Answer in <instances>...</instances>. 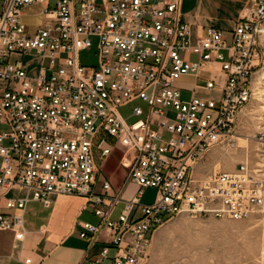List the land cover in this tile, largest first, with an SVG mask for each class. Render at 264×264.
<instances>
[{
	"label": "built area",
	"instance_id": "1",
	"mask_svg": "<svg viewBox=\"0 0 264 264\" xmlns=\"http://www.w3.org/2000/svg\"><path fill=\"white\" fill-rule=\"evenodd\" d=\"M181 4L0 0V230L22 240L30 200L50 205L55 194L78 195L99 218L80 220L79 236L88 246L103 243L87 264L110 255L113 264H144L154 232L181 212L239 220L264 205V133L260 167L247 156L233 170L205 165L212 149L236 145L239 116L255 96L264 0H248L230 32L208 26L195 40ZM33 5L41 6L35 26L23 20ZM94 45L96 62L83 63L81 53ZM25 55L39 57L37 74ZM205 62L218 67L204 75ZM184 75L220 96L184 98L175 84ZM110 140L136 153L129 177L138 189L130 199L112 192L109 180L97 188ZM148 187L156 197L142 203Z\"/></svg>",
	"mask_w": 264,
	"mask_h": 264
},
{
	"label": "crops",
	"instance_id": "2",
	"mask_svg": "<svg viewBox=\"0 0 264 264\" xmlns=\"http://www.w3.org/2000/svg\"><path fill=\"white\" fill-rule=\"evenodd\" d=\"M247 5L248 0H182L181 15L182 20L190 24L192 38L195 40L208 26H214L226 33L233 30L236 21L247 14ZM184 53L191 60L199 58L197 54L187 51ZM217 67V62H205L202 73L207 75L208 69ZM181 78L183 83L188 82V85L177 84L184 98H188L193 92L197 94L202 89L195 87L196 78L193 75H184ZM110 142L113 150L99 165L97 188H100L101 180L106 179L111 183L112 192L120 193L124 199H130L138 189L137 184L129 177L136 153L125 151L120 143L113 140ZM219 152L218 148L212 149L206 159ZM143 194L144 191L140 197L141 202L144 201ZM122 206L121 201L116 206L115 216ZM22 213L25 230L22 240L16 238L14 231L0 230V264H87L103 247L102 242L88 246V241L79 236L80 220L94 223L99 220L93 210L86 206V200L82 196L55 194L50 205L30 200ZM28 258L30 262H26ZM102 264H113L111 255Z\"/></svg>",
	"mask_w": 264,
	"mask_h": 264
},
{
	"label": "rangeland",
	"instance_id": "3",
	"mask_svg": "<svg viewBox=\"0 0 264 264\" xmlns=\"http://www.w3.org/2000/svg\"><path fill=\"white\" fill-rule=\"evenodd\" d=\"M40 9V5L25 7L23 20L31 26L37 25L41 20ZM261 46L263 58L256 73L255 96L240 115L234 137L236 145L218 148V154L205 160L207 168L216 164V169H234L246 156L254 168L261 166L258 138L264 133V33L261 36ZM95 50L96 45L83 51L82 62L94 64L97 59ZM183 55L186 56L185 53ZM22 59L28 65V72L37 74L39 57L25 55ZM187 83H183V78L175 82L176 85H188ZM197 94L217 99L220 91L201 89ZM130 107H123V114L128 116ZM170 115L173 116L174 113L171 112ZM128 120L132 118L128 117ZM218 161L220 163L217 164ZM12 194L13 192L10 193ZM155 197V188L145 189L142 203H151ZM144 264H264V205L247 218L239 220L181 212L154 232L149 257Z\"/></svg>",
	"mask_w": 264,
	"mask_h": 264
}]
</instances>
